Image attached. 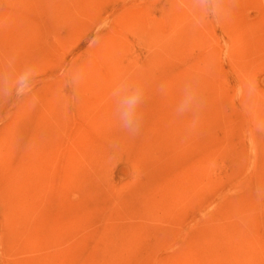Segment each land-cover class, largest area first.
<instances>
[{"label":"rangeland","instance_id":"1","mask_svg":"<svg viewBox=\"0 0 264 264\" xmlns=\"http://www.w3.org/2000/svg\"><path fill=\"white\" fill-rule=\"evenodd\" d=\"M12 51L42 75L35 106L0 105V264H264V0L199 29L189 0H0ZM125 75L146 84L135 136L109 99ZM194 76L189 130L174 108Z\"/></svg>","mask_w":264,"mask_h":264},{"label":"clouds","instance_id":"2","mask_svg":"<svg viewBox=\"0 0 264 264\" xmlns=\"http://www.w3.org/2000/svg\"><path fill=\"white\" fill-rule=\"evenodd\" d=\"M238 0H189L192 24L194 28H203L209 23L217 26L228 20L237 7ZM42 70L36 61L20 62L15 51L0 59V105L9 101H28L32 106L37 102L36 87L40 82ZM62 91L69 103L78 101V90L85 79L82 66L69 63L60 71ZM70 90L69 92H66ZM201 84L194 76L184 83L174 113L177 117H189V130L199 124L206 100L201 94ZM166 94L167 86L160 84L157 89ZM112 116L119 128L129 136L139 133L144 119L143 106L146 99V84L143 81L125 75L118 78L109 93ZM113 148L119 147V141L112 142ZM257 197L264 196V187L257 186Z\"/></svg>","mask_w":264,"mask_h":264}]
</instances>
